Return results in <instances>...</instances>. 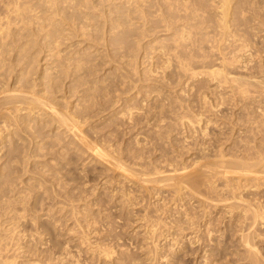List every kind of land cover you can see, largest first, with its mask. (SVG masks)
<instances>
[{
	"label": "rangeland",
	"instance_id": "rangeland-1",
	"mask_svg": "<svg viewBox=\"0 0 264 264\" xmlns=\"http://www.w3.org/2000/svg\"><path fill=\"white\" fill-rule=\"evenodd\" d=\"M72 1L75 2L76 0ZM88 1L89 5L92 4L94 6V8H91V10H94L96 5V9L99 5H101V7L99 6V9H97L96 12L94 11L96 13L95 14L91 10L88 11V9H90L89 7L85 8L86 4H78L77 9L80 8V11H83L84 8L85 9L83 12L81 11L82 13L77 10L79 11L76 15L77 19L74 20L72 27H70L74 31L76 29L77 30L75 32H72V35H69L71 37H65V39H70H66L64 41L62 40L61 43L66 44L68 48L63 44H60L58 45L59 48L57 47V50H62L60 52V55H67L66 52L70 51V49L72 51L73 46H75L76 44L80 45H76V48L74 47L73 49L74 56L78 55L79 61H77L76 59H73L72 61L76 62L74 64H82L83 67L85 66V68L83 69H89L88 72L86 70V72L82 71L87 73L88 75L84 73L82 74V72H80L82 74L80 75L81 77L83 75H87V80L91 79L94 81L92 82L90 80L82 82V86L86 88L87 85L89 86L94 83L97 85L99 84L98 86H100V91L103 90V87H105L103 90L104 92L102 91L101 93H99L100 91L98 92L97 90V93H95L94 91L96 97L93 96L94 93L90 95L89 101L91 100L90 103H93L92 106L85 107L86 109L88 107L87 111L89 110V113L87 112L86 114V111L84 112L83 104L87 103H84L83 100H80V104L78 102L80 97L81 99H83L80 95L84 93V89L82 90L80 88V83L78 85L76 84V86L78 87L73 86L75 89L74 91L72 86L67 85L68 83L64 84L65 86L62 87V82H65V79L63 81V78H60L62 80L59 81V86L55 88V90H59L61 85L62 89L54 92V95H56L55 102L56 100H58L57 102L59 103H55L56 107L59 109L60 106H62V110L58 111H60V113H63V116L65 113V115L67 116L66 119L71 120L69 123L73 122L75 125L78 123L79 126L82 125L81 127H83V130L81 127H79V129L78 125H73L74 127L72 128L75 129V131L79 129L78 131H80V136L84 134L85 137H83L82 135L84 139L77 138L76 140L75 137H70V133L66 131L67 127L65 128V123L62 124L64 125V128H62L63 126L61 125L59 127L61 123L58 122H51L53 123L52 125L50 121H46V123L32 121L33 123L30 122V124L32 125L29 129L31 133L33 132V134L37 135L42 130L44 132V135H46V140L49 139L50 136H52L51 134H56H54L52 138H50L52 140L49 139L47 140V142L45 140V137L42 136L44 138L42 146L40 145L42 142H40V140L42 139L41 134H43L42 131L40 132L41 134L39 136L35 135L36 138H39L37 142L36 138L32 139L33 134L30 135V132V134H28V138L26 137L23 139V137L27 136V134H25L21 138L23 140H18L17 143H15V147L13 146L15 150L11 153H13L14 156L10 158L9 156H5L10 152L7 149L8 145L6 146L4 143L5 138L7 137L6 139H8L9 137L7 135L8 132L3 126V123H1L5 119L3 116L6 117L5 113L3 112L5 110L1 109L3 110L2 113L4 115L0 113V116L2 118L0 119V121L2 120L0 122V178L3 180L7 179L8 182H10H5L7 180L3 181V183H6V186L3 184L4 187H2V184H0L2 185L0 186V217H3L0 218V230L2 229L0 231V244L2 243L0 245V248L2 249H0V258L2 255V260L12 261L15 264H43L45 262V264H50L49 262L51 260L53 261H51V264H75L78 263V261L80 264H103V257L101 255L102 252L99 253V251H101L102 248L107 250L113 248L117 251L115 253H118L121 249H123L124 252H121V250L120 253H124V256H126V253L128 254L130 252L128 255L132 259L128 260L129 257H127L128 255L126 256L127 262H130V264H253L256 260H259V262L257 261L258 264H264V221H260V223L258 222L253 227L248 226L251 225L250 223H252L250 222V220L248 221L249 224L246 220L243 221L241 217L238 220V216L235 213L236 209H230V204L234 202H241V200H238L242 196V202L250 203L253 209L258 210L259 213L264 217V179L262 178L259 179L260 181H257L255 179H252L253 177L247 178L244 175H240L241 177H239L238 172L240 171L235 168H229L230 174H222L227 169L216 167V162L219 161H225L228 164L227 166H232L234 165V162H255L260 159V162L262 164L260 167H264V25L261 26L260 24H257L258 22L255 21L257 19V13L259 15H262L264 20V0L247 1L245 7L248 9H246L247 11H243V15L247 20L245 21L246 25H243L245 23L240 25V31L238 32V34L241 38H238L239 40H236L235 42H233L235 38L231 36L228 37L225 35V39H223V34L220 32L221 28L218 25L215 26L216 24L214 22L213 23L215 25H213L209 21L210 18V20L212 21H219L221 12L220 0H203L205 4L202 5V10L200 12L204 14V16L209 17V19L207 18L209 22L206 20V18L204 19V21L206 20V22H204L203 26L208 25L207 28L204 27V31L207 30V32H205L206 37H208L207 35L214 36L213 38L211 36L208 37L210 38V41L206 38L207 45H204L206 43L205 39L200 40L203 43L195 42V45L189 44L194 45L195 47L188 45L186 48L184 47L186 51L183 50L184 48L181 49V47H179L178 45L175 47L174 44L176 43H174L173 45H169L173 43V41H171L170 39L171 35L165 36L166 32L164 31L163 26L155 27L156 29H154L153 33H155L154 35L157 36V39H155L154 42L149 37H145L144 39H142L144 42H141L143 43L139 41L136 42V44L140 43L142 46H138L139 44L135 45V42H133L135 40H133V38L131 37L128 38L124 36L126 42L124 40V37L120 36H114L115 38L113 39L111 35H108L110 34V22L108 21L107 17L117 15L115 13H119L118 11H121V7L127 0H109V2L108 0H91L92 3L90 2V0ZM197 1L198 3L200 2L199 0H195V2ZM101 2L105 4L104 7H102L103 5L101 4ZM113 2H115V6L111 5L114 4ZM140 2L142 3V5H147L146 7H148V13L151 16L156 17L160 14V6H165L164 4L170 3L172 2V0H140ZM94 3L96 5H94ZM2 6L3 5H1L0 3V11L4 8V6ZM106 6L109 9L108 10L106 8L107 11L104 10ZM38 9L39 8H35V10ZM86 9L87 11H85ZM85 12H88L89 16ZM90 12L94 13V16L92 15L91 17L92 13ZM97 12L99 14H97ZM231 12L232 10L229 11V13ZM0 13H3V15L0 14V19L2 18L3 20H5L6 12L1 11ZM103 13L104 15L100 16ZM109 13L110 16L108 15ZM84 14L86 15V17ZM103 17L104 19L106 18V21L103 19ZM81 19H86V21H82ZM77 20H79L81 22L79 24L82 25H79L76 22ZM100 21H105L106 23L101 22V26L99 27L98 23ZM15 22L20 23L18 20H15ZM83 22L84 24H86L83 25ZM102 23L104 24V29H101L102 32H100L99 28L102 27ZM209 24H212L214 28L212 25H210L211 27H209ZM79 26L83 28L81 29ZM96 26L99 28H97ZM75 27L78 28L75 29ZM241 27L244 31H242ZM86 28L88 30L90 29L91 31L89 32H93L92 35L95 36L92 37L91 34L86 30ZM231 28L233 27L231 26ZM66 29L67 31L69 30L68 26H66ZM83 29L88 33L86 31L84 33ZM214 29L217 31H214ZM103 30L106 34L103 32ZM81 31L86 34V36L88 35L87 37L85 36V39L83 37L84 35L81 36L83 33L79 34V32ZM210 31H212L213 35ZM98 34L102 35V37L104 38L100 37V35L98 36ZM215 34H217L216 40L218 39V41L214 39ZM89 35L90 37H92L91 39L93 41H91L90 44L89 42L85 43L87 42V38L90 39ZM218 35L222 36L219 37ZM75 36L77 39L75 38ZM97 37L102 38L101 40L103 42L106 40L107 43H103ZM230 37L232 40L230 39ZM82 38L83 41L85 40V46L81 45L83 44ZM168 38L170 39L169 41ZM219 38H222L223 40ZM227 38L228 40H226ZM72 39L73 41L71 42ZM78 39H80V41H78ZM89 39L87 40L90 41L91 39ZM96 39L99 40V42ZM110 39L111 41H113L112 44L110 43L111 47H109ZM245 39H247L248 42L245 41ZM127 40H130L131 42ZM163 40L167 44L169 42L171 43L168 44L169 46H166L165 44L163 45ZM211 40L212 42H215L211 43ZM229 40H231L232 42ZM241 40L242 42H239ZM148 41L152 42L148 44ZM223 41L225 45L228 44L230 46L229 47L227 45L228 49H225V47L227 46L221 45ZM244 41L245 43L250 44V46L247 45L246 48H241L240 44L244 43ZM94 42L97 43V47ZM100 42L103 43V47L101 45V47L99 46ZM155 42L160 45L162 43V45L166 48H171L173 46V49L170 50V48H167L168 53L165 55L166 51L164 50H166V48L164 49V47L162 46L159 47L157 44H155ZM105 43L107 44L106 46L104 45ZM199 43L200 46H198ZM151 44L152 46L153 44H155V48L153 46V48L151 49ZM202 44L205 48L208 45L210 46L205 49ZM235 44L236 46H234ZM70 45L73 46L71 47ZM87 45H90L91 48ZM112 45H115L114 48L116 47V49L118 48L116 45H119L120 49L118 48L116 50ZM121 45L124 47L121 48ZM128 45H132L136 48ZM92 46L94 48H92ZM85 47H88V49H86ZM98 47L101 49L99 50ZM139 47L141 48V50H139ZM174 47L176 50H178V52L180 51L179 48L181 49V51H183L181 53H178L176 52V50H174ZM189 47L190 49L188 50ZM200 47L203 51L205 49L204 52H206L207 54L203 53ZM213 47H215L216 49ZM45 48L47 49V47H42L41 50L38 49L39 52L37 51L35 52L36 54H33L36 57H38L37 53L41 54L39 56V61L38 58L35 60L40 64L34 62V65L32 63L30 67H28V69H33V66H35L36 68L34 67L35 69H33V71L35 72V74L37 72V74L34 75L32 74V69H30L31 71L28 73V75L30 74V80L34 79L35 77V81L41 80L40 77L42 76V74H39L42 73L45 68H47L48 72H51L49 71L51 65V70L52 68H55V64L53 66V64L49 63H53L51 62V58L55 55L57 50H51V48L49 47L47 51L45 50ZM137 48L141 52H139L140 56H137V54H135L137 56L136 59H138V62H134L135 66L133 65V63H131L134 67H131V65H128L129 67L124 66L126 64V61L130 59V57L132 59L131 61H134V54L133 57L130 56L129 51L132 50L131 53L138 52V50H136ZM144 48L149 53H147ZM156 48L158 49L156 50ZM191 48H196L197 51H200V54L204 55L205 57L196 54L197 52L194 53L196 49L192 50ZM104 49L106 51H109L105 52ZM121 49H123V51ZM148 49H150L151 51L155 49V51L153 50L152 52H150V50L148 51ZM247 49L251 50V52L249 50L248 52ZM63 50L64 52H66L64 53ZM187 50L191 52L193 51V54L189 52L191 56L195 54L199 55L198 57L196 55L193 56L192 58H196L193 60H196L197 62H192L196 65L201 64V66L194 65L192 67L191 63L193 71L198 72V74L196 75L197 78L192 77L191 79V77L187 76H184V78H182L183 76L181 74L180 76L177 75V78L175 79L174 76L176 75V71L179 70L177 69L178 67H175V63L177 64L176 61L178 60V58L184 59L187 57V55L183 53H188ZM245 50L246 53H248L247 56L246 53H244ZM71 51L68 52V54L73 52ZM79 51L81 52V54ZM82 51L91 52L92 54L90 53V55L92 56H88L89 53L85 55V53H83ZM96 51H98L97 54L102 51L99 55H103L102 58L105 59L103 60L101 58V60L99 55H95ZM112 52L117 53V55L115 54L116 57H113L114 54ZM128 52L129 54H127ZM172 52H175L174 55L176 56L177 54V56L175 57L174 55H171ZM103 53H105L106 55ZM125 53L126 56L129 55L128 58L124 56ZM169 53L171 54L168 56ZM109 54L111 58L109 57ZM118 54L121 55L122 58L121 56H118ZM181 54L183 55L181 56ZM79 55H84L85 57ZM249 55H251V57H249L250 59L247 58ZM107 56L108 58H106ZM117 56L119 58H117ZM208 56H210V58H208ZM227 56L229 57L228 61L226 59ZM169 57L171 58L169 59ZM172 57L173 59H176V61L171 60ZM55 58L56 57H53V59ZM89 58L90 60H93V62L91 61V68L89 66ZM114 58H116V61H112L115 60ZM166 58L168 60H166ZM204 58H208V60L210 61L204 60ZM84 59L87 63H85V65L83 64L85 61ZM120 59L122 61V63L120 62L121 64L119 63ZM122 59L125 60V63H123ZM201 59L213 64L205 62L207 63V67H204V61ZM169 60L171 62H168ZM223 60L228 63H225ZM234 60L236 63L234 62ZM102 62H104L103 66L102 64H100ZM45 63H47L48 65ZM110 63L111 65H109ZM233 63L235 64V66H232ZM115 64H118V66H122L124 70L127 67L126 71L131 67L130 71L125 73V71L121 67L118 68V66H116ZM208 64L209 67L215 65V67L222 66L224 68L225 65H228L227 67L230 69L225 68V70H227L226 72L228 73L227 76L229 78L230 76H233L236 81L227 79L220 80L221 82L217 81L216 83L215 79L211 80L210 76L208 75V78L205 72L206 69L207 71L209 70ZM245 64L247 66H245ZM99 65L101 66V68L99 67ZM46 66H48L49 68ZM57 66L58 65H56V67ZM92 66L95 67V69ZM231 66L233 67L232 71ZM98 67L99 70H97ZM114 67L116 68V71L114 70ZM38 68L39 70H37ZM132 69L134 70L132 72L136 73H134L135 76L132 77L133 79L130 78L131 76L129 77V72L131 73ZM59 70L60 68L57 67L52 71L60 74ZM90 70H92V73ZM117 70H122L123 72H120H122L121 74H125V76H121V74ZM97 72H99V74L101 73L102 77L104 76V78H102L101 75H97V78L95 77L94 79L92 76L93 74L94 76L98 74ZM115 72H117V74ZM147 72L152 76L151 79L154 80L153 82H150V78L148 77V81H144L146 80V77L144 79V75H146ZM178 72L177 74H180V72ZM105 74H108L107 78ZM126 74L128 77L126 76ZM148 74L146 76H149ZM37 75H39L40 77H37ZM130 75H132V73ZM31 76H33L32 79ZM138 76L141 77L139 78ZM172 76L174 77V79ZM118 77H126L124 83L122 82L121 84V80ZM84 78L85 77H82V79L85 81L86 79ZM141 78H143V80ZM179 78H182V80L184 79L182 81L183 83L181 82V85H179L180 82H177L181 81V79L178 80ZM97 79H99V82ZM8 80L9 77L7 78L6 82H8ZM156 80L160 82L162 81V83H158L159 85H157L158 81ZM227 81L231 83H227ZM189 82H191L192 84H190ZM152 85L154 87H158H156L155 90H152L154 89L150 87ZM162 85L164 87H168L166 88L167 90H165ZM176 85L179 87H176ZM147 89L149 92L147 91ZM62 90H64L63 94ZM68 90H70L71 93ZM36 91H40L39 88H37ZM67 91L70 93V95ZM105 91H110L108 92L109 95H107V92L105 93ZM243 91L247 93L245 94ZM58 92H61L60 95L58 94ZM72 92H74V97L72 96ZM98 93L102 97L99 98V96L97 95ZM166 93L171 96L167 95ZM68 95L70 97L72 96L71 98L74 99H71L70 97H68ZM62 96L64 97V99ZM91 96L93 97L91 98ZM241 96L243 97L241 98ZM65 97H68L67 100H69V102L71 99V106L68 102L70 108H66L68 105H62L67 104ZM60 99L62 102H60ZM117 101H119L118 104L116 103ZM90 103L88 105H90ZM63 109L64 112H62ZM65 109L69 110L65 111ZM112 109L116 111L113 112ZM78 110H83L81 111L82 114H77V112H80ZM90 110H92L93 112ZM72 111L74 115H71L73 114ZM130 112H132L131 114L133 117L130 116ZM92 113L95 115V117L92 115ZM68 115L74 117H71L70 119ZM78 115L79 117H77ZM76 120H78V122ZM85 121L86 124L84 123ZM47 122L50 123V127L52 125V129L48 127ZM81 122L82 124H80ZM34 125L35 127L37 126L35 130ZM46 125L47 127H45ZM54 125H57L56 128ZM11 127L12 125H10V129ZM57 128L59 130H57ZM34 131L36 133H34ZM46 131L47 133L49 131L48 134L50 135H48ZM62 132L65 134H62ZM205 132L207 135L205 134ZM66 134H68L69 136ZM29 136L33 140V142L29 138ZM54 136L58 137L55 138ZM73 138L75 139L73 140ZM10 139L13 141L16 140L14 139V137H10ZM26 139L28 140L26 141ZM59 139L63 140L59 141ZM24 140L25 142L23 143ZM75 140L76 143L74 142ZM81 140H87V142H82ZM79 141H81V145H79L80 143H77ZM20 142L24 144H21L23 147L20 145ZM37 143L39 145H37ZM52 143L54 146L52 145ZM84 143L87 144V146H85ZM7 144H9L8 141ZM44 144L45 147H43ZM50 144L52 146H50ZM35 145L37 147L34 149ZM38 146L40 150H38ZM91 148H94V150L92 149L93 151H91ZM98 148L100 151L102 149V154L106 153L104 156L107 155L106 158H109L108 160L119 161L121 159L120 161L128 170H124L125 172H123V170H121L120 168L116 167V170L115 166L111 167L113 166L111 164V161L107 163L108 160L106 161V159H103L105 157L101 159V157L95 153L96 149ZM18 150H22L20 154ZM35 150L38 153H36ZM87 150L91 151V154ZM17 152L19 155L17 154ZM34 153H36L37 156L40 155V158L37 157ZM57 153H60L61 155H58ZM92 153L94 155H92ZM29 154L31 156L27 158ZM32 155L33 157L36 156L37 158L34 157L33 159ZM108 155H111V159ZM113 156H116L117 158L119 157V160L117 158H112ZM5 157H7L8 160ZM25 158H27V160H25ZM44 160H46V163L44 162ZM40 162L45 163V165ZM47 162L48 165H46ZM35 163H38L39 167L38 164ZM109 163L111 165H109ZM49 165L51 169L49 168ZM208 165H210V167ZM40 166L45 168H41ZM52 166H55V170ZM133 167L134 169H132ZM214 167L218 169L214 171ZM38 168L40 169V172ZM52 168L54 171L52 170ZM209 169H212V171H210ZM41 170L42 172L44 171L43 173L44 175L46 174L45 176H42ZM9 172L11 173V175ZM133 172L135 174H133ZM125 173H128L130 175L128 176ZM202 173H204L203 176L197 177ZM2 174H4V176ZM7 174L9 179L6 177ZM260 174L261 176H264V172H261ZM206 175H209L211 178L209 179V176ZM197 178H203L205 181L197 182L198 191L201 189L199 193L197 190L195 191L197 186H193L189 181L191 179L197 180ZM143 179L145 180L143 181ZM206 181H208V183ZM144 182L146 183L144 184ZM7 183L10 185H8ZM200 183L202 185L204 183V185L202 186ZM209 184L212 186H210ZM212 188L214 189L212 190ZM5 190L8 196H6L7 194ZM22 197L23 200H21ZM12 201L14 202V204H17V206H14V204H12ZM17 214L20 216H18ZM22 216L24 217V219L27 217L25 219L26 221L22 218ZM31 221H33L34 223ZM4 223H6V225ZM12 228L14 229L12 230ZM11 231L12 233L14 232L13 236ZM240 233H244L250 236V240L252 239L251 243L254 244L257 248L258 252L256 253V255L258 254V256H256V258L258 257V259L248 256V254L245 252L246 248H244V246L242 245L243 243L240 240L242 234L240 235ZM36 235L37 238L35 237ZM45 236L46 238H44ZM13 238L16 239L14 240ZM193 239H195V241ZM196 240H200L201 242H197ZM93 249H95L96 251ZM98 249L99 251H97ZM91 250L93 253L90 252ZM99 254L102 259L99 258ZM93 256L95 257V259L97 257V259L95 260ZM251 258H254V260ZM46 259L50 260L47 261ZM41 261L44 262L40 263ZM57 261L59 263H57Z\"/></svg>",
	"mask_w": 264,
	"mask_h": 264
},
{
	"label": "bare ground",
	"instance_id": "bare-ground-1",
	"mask_svg": "<svg viewBox=\"0 0 264 264\" xmlns=\"http://www.w3.org/2000/svg\"><path fill=\"white\" fill-rule=\"evenodd\" d=\"M100 1H102V0H100ZM107 1V0H106ZM200 2L198 3V1L197 2H195V0L194 1H190V0H172V2H170V3H166V4H164L165 6H160L161 8H160V14L159 15H157L156 17H153V16H151L149 13H148V7H146L147 5H142V3L140 2V0H127L124 4H123V6L121 7V11H118L119 13H115V14H117V15H115V16H112V17H107L108 18V21L110 22V27H109V31H110V34H108V35H111L112 37H113V39L115 38L114 36H120V37H124V36H126V37H131V38H133V40H135V41H133V42H135L134 44L135 45H138V46H140L141 44L140 43H138V44H136V42H141V41H143L142 39H144L145 37H149V38H151L152 40H153V42L155 41V39H157V36L156 35H154L155 33H153V31H154V29H156L155 27H158V26H160V27H162L163 26V28H164V31L166 32V34H165V36L166 35H171V37H170V39H171V41H173V43H171V42H169V43H171V44H169V45H173L174 43H176V44H174V46L176 47L177 45L179 46V47H181V49H183L184 47L186 48L189 44H194L195 42H201L200 40H202V39H205V41H206V43L204 44V45H207V40H209L210 38H208V37H210L209 35H207L208 37H206V33L205 32H207V30L206 31H204V27L205 28H207L208 27V25L207 26H203V24H204V22H206V20L208 21V19H209V17H206V16H204V14H202L200 11L202 10V5L203 4H205L204 3V1L203 0H199ZM247 1L248 0H220V5H221V7H220V9H221V12H220V17H219V21H217V22H215L214 20L212 21V20H210L209 19V21L213 24V25H215V26H219L221 29V33L223 34V39H225L224 38V36L226 35V36H231V37H233V38H235V40H233V42H235L236 40L238 41L241 37L239 36V34H238V32L240 31V25H242L243 23H245V21H247L246 20V17L243 15V11H247L246 9H248V8H246L245 7V4L247 3ZM90 2L92 3V1L90 0ZM108 2H109V0H108ZM110 2H112V1H110ZM0 3H1V5H3L4 6V8H3V10L1 9V11H3V12H6V14H5V17H6V19L5 20H3L2 18L0 19V110L1 109H4L5 111H3V110H1V112L0 113H2V111L5 113V115H6V117L5 116H3L4 118V120L1 122V123H3V126L5 127V129H6V131L8 132L7 133V135H8V139H6L5 138V141H4V143H5V145L7 146L8 145V147H7V149L10 151L9 152V154H12V155H9V154H6L5 156H9L10 158L12 157V156H14V154L13 153H11L12 151H14L15 150V143H17V141L19 140H23L24 138H28V134H30L31 132H30V126L32 125V124H30V122H44V123H46V121H50V123L51 122H58V123H61L60 125H59V127L62 125V124H64L65 125V128H66V131H68V133H70V137L71 136H73V137H75L76 138V140H77V138H83V137H85L84 136V134H82L83 135V137H82V135L80 136V131H78L80 128L79 127H81L82 125H78V124H74L73 122L72 123H69L71 120H69V119H66V115H65V113H64V116L62 115L63 113H60V111H58V110H62L61 109V107L62 106H60L61 105V103H60V108L58 109L57 107H56V105H55V103H58L57 101L58 100H56V102H55V96L56 95H54V92L55 91H59V90H61L62 88H61V86H60V88H59V90H55V88H57L58 86H59V81H61L62 79H60V78H63V81H64V79H65V82H62L63 83V86L62 87H64L65 85L64 84H67L68 86H72V88H73V90L75 91V89H74V87L73 86H75V87H78V86H76V84L78 85L79 83H80V85L82 86V82H86V81H90L89 79L87 80L86 78V76L88 75L87 73H85L86 71L88 72V68H87V65H86V68H87V70L86 69H83V68H85V66L83 67V65L82 64H74V63H76V62H73L72 60L73 59H76L77 61H79V59H78V55L77 56H74V51H73V49H74V47L76 46V45H78V44H76L75 46H73V45H70L71 47L73 46V49H72V51H71V49H70V51L72 52V53H70V54H68V52H70V51H68V52H66V54L67 55H60V52L62 51H60V50H57V47L59 48V46L58 45H60V44H63V45H65L66 46V44H64V43H61L62 42V40L64 41V40H66L65 39V37H68L69 35H72V32H75L77 29L76 28H78V27H75V31L74 30H72L70 27H72V24L74 23V20L75 19H77V13L80 11V8L79 9H77V5L78 4H81L82 5V3H84V4H86L85 5V8L86 7H89L90 9H88V11H90L91 10V8L93 7L94 8V6L91 4V5H89V1L88 0H76L75 2H73L72 0H35V1H33V0H0ZM114 4H111L112 6H115V2H113ZM201 3V4H200ZM98 4V3H97ZM100 4V3H99ZM101 4L103 5L102 7H104L105 6V4H103L102 2H101ZM94 5H96L95 3H94ZM108 5H110V4H108ZM107 5V6H108ZM2 6V7H3ZM97 6V5H96ZM96 6H95V9L93 10H91V11H97V9H99V6L101 7V5H99L98 6V8L96 9ZM107 6L104 8V10H106L107 11ZM1 7V8H2ZM82 7V6H81ZM109 7V6H108ZM124 7V8H123ZM150 7V6H149ZM35 8H39L38 10H35ZM84 8V9H85ZM107 8V9H106ZM5 9V10H4ZM70 9H72V10H70ZM84 9H83V11H84ZM77 10H79V11H77ZM101 10V9H100ZM103 10V9H102ZM109 10V9H108ZM230 10H232V12L231 13H229V11ZM0 11V12H1ZM82 11V10H81ZM80 11V13H82ZM85 11H87V9L85 10ZM94 12V13H95ZM99 12V11H98ZM97 12V14H99ZM87 15H88V12H85ZM90 13H92V12H90ZM94 13H92L91 14V17H92V15L94 16ZM102 13V12H101ZM1 15H3V13H0ZM96 14V13H95ZM0 15V16H1ZM85 15V14H84ZM104 15V13L102 14V15H100V16H103ZM109 16H110V13L108 14ZM89 16V15H88ZM87 16V17H88ZM97 16V15H96ZM99 16V17H100ZM4 17V18H5ZM76 17V18H75ZM81 17V16H80ZM85 17H86V15H85ZM84 17V18H85ZM229 17H231V18H229ZM256 17H257V19L255 20L256 22H258L257 24H260L261 26L262 25H264V20H263V17H262V15H259L258 13L256 14ZM82 18V17H81ZM89 18V17H88ZM101 18V17H100ZM110 18V19H109ZM206 18V20L204 21V19ZM208 18V19H207ZM79 19V18H78ZM91 19V18H90ZM103 19H104V17H103ZM106 19V18H105ZM104 19V20H105ZM15 20H18L20 23H16L15 22ZM80 20V19H79ZM79 20H77L76 22L79 24V23H81ZM82 20V19H81ZM85 21H86V19H84ZM84 20H82V21H84ZM96 20H97V18H96ZM88 21H90V20H88ZM106 21V20H105ZM104 21V22H105ZM107 21V22H108ZM208 21V22H209ZM101 22H103V21H100L98 24H99V27L101 26ZM103 22V23H104ZM207 22V23H208ZM215 24H214V23ZM88 23V22H87ZM102 23V27L101 28H99V27H97V28H99L100 29V32H102V30L101 29H104V24ZM106 23V22H105ZM77 24V25H78ZM86 24V23H85ZM84 24V22H83V25H85ZM212 24H209V27H211L210 25H212ZM75 25H76V23H75ZM79 25H82V24H79ZM106 25V24H105ZM109 25V24H108ZM212 25V26H213ZM243 25H246V23L245 24H243ZM66 26H68V31H67V29H66ZM231 26L233 27V28H231ZM80 27V26H79ZM88 27V26H87ZM107 27V26H106ZM245 27V26H244ZM81 29L83 28V27H80ZM85 28V27H84ZM213 28H214V26H213ZM216 28V27H215ZM218 28V27H217ZM237 28V29H236ZM74 29V28H73ZM98 29V30H99ZM212 29V28H211ZM241 29H242V27H241ZM86 30L89 32V31H91L90 29L88 30L87 28H86ZM86 30H84L83 29V31H84V33H85V31ZM67 31V32H66ZM71 31V32H70ZM80 31V30H79ZM86 31V32H87ZM208 31H209V29H208ZM213 31V30H212ZM212 31H210L211 33H212ZM214 31H217V30H215L214 29ZM242 31H244L243 29H242ZM87 32V33H88ZM103 32H104V30H103ZM219 32V33H220ZM263 32V31H262ZM81 33H83L82 31L81 32H79V34H81ZM82 34L81 36H83L84 37V39H85V36H86V34ZM90 34H91V36L93 37V36H95V35H92L93 34V32H89ZM105 33V32H104ZM157 33V32H156ZM217 33V32H216ZM220 33V34H221ZM78 34V35H79ZM102 34V33H101ZM106 34V33H105ZM207 34H209V33H207ZM75 35V34H74ZM100 34H98V36H99ZM212 35H213V33H212ZM80 36V37H81ZM88 36V35H87ZM86 36V37H87ZM214 36V35H213ZM213 36H211L212 38H213ZM216 36H217V34H215V40H216ZM219 36V35H218ZM220 36H222V35H220ZM219 36V37H220ZM239 36V37H238ZM69 37H71V36H69ZM89 37H90V35H89ZM92 37H90V39L92 38ZM100 37H102V35H100ZM106 37H107V35H106ZM231 37H230V39H231ZM75 38H76V36H75ZM95 38V37H94ZM98 38V37H97ZM102 38H104V37H102ZM102 38H98V39H102ZM117 38H119V37H117ZM130 38V39H131ZM206 38H207V40H206ZM237 38V39H236ZM239 38V39H238ZM68 39H70V38H68ZM67 39V40H68ZM74 39V38H73ZM73 39L71 40V42L73 41ZM77 39V38H76ZM87 39H89V38H87ZM86 39V41L87 42H85V40L83 41V38H82V42H83V44H81V45H83V46H85L84 44L85 43H88L89 42V44H90V42L92 41V39L90 40V41H88ZM112 39V38H111ZM111 39H110V42H109V44L111 43H113V41H111ZM159 39V38H158ZM169 38H168V41L170 40ZM219 39H222V38H219ZM222 39V40H223ZM94 40V39H93ZM97 40V39H96ZM124 40H125V37H124ZM213 40V39H212ZM212 40H211V43H214V42H212ZM226 40H228V38L226 39ZM232 40V39H231ZM231 40H229V41H231ZM78 41H80V39H78ZM77 41V42H78ZM98 42H99V40H97ZM96 41V42H97ZM102 41V40H101ZM109 41V40H108ZM127 41H129V42H131L130 40H127ZM161 41V40H160ZM159 41V42H160ZM210 41V40H209ZM216 41H218V39L216 40ZM225 41V40H224ZM224 41L222 42V44L221 45H224V46H227V45H225L224 44ZM245 41H247V39H245ZM245 41H244V43H241L240 44V46H241V48L242 47H244V48H246L247 47V45H249L250 46V44H247V43H245ZM85 42V43H84ZM93 42V41H92ZM103 42V41H102ZM104 42H106V40L104 41ZM103 42V43H104ZM115 42V41H114ZM125 42H126V40H125ZM124 42V43H125ZM144 42V41H143ZM143 42H141V43H143ZM146 42V41H145ZM152 41H148L147 43L149 44V43H151ZM158 42V43H159ZM232 42V41H231ZM239 42H242V40L241 41H239ZM248 42V41H247ZM249 42H250V40H249ZM69 43V42H68ZM103 43H101L100 42V44H99V46L101 45H103ZM107 43V42H106ZM104 44L105 46L107 45V44ZM120 43H122V42H120ZM123 43V44H124ZM163 45L165 44L166 46L168 45L167 43H165L164 42V40H163ZM162 43H161V45L160 44H157V42H155V44H157L159 47L160 46H162V47H164L163 45H162ZM201 43H203V42H201ZM40 44H41V46L42 47H47V49L45 48V50H47L48 51V48L50 47L51 48V50L52 49H56L57 50V54L55 53V55L53 56V57H56L55 59H53V57L51 58V56H50V58L52 59V61L51 62H53V63H49V64H53V66H54V64H55V68H57V67H59L60 68V70H59V72H60V74H58V73H56V72H54V71H52V70H55V68H52V70L50 69L51 68V66H50V68L48 67V66H46V67H48L49 68V71H51V72H48L47 71V68H45L44 69V71H42V73H40L39 75H41L42 74V76L40 77L39 75H37V77H40V79L41 80H37V81H35L34 79L36 78H34V79H32L33 78V76L34 75H36L37 74V72H36V74H35V72L33 71V69H35L36 67L35 66H33L34 65V62L35 63H38V64H40L39 62H37V61H35L37 58H38V61H39V59H40V53H37L38 54V57H36L35 55H33L35 52H39V50H41V46H40ZM94 44L96 45L97 43H95L94 42ZM111 44H110V46L109 47H111ZM115 44V43H114ZM133 44V45H134ZM155 44H153V46L155 45ZM216 44V43H215ZM238 44V43H237ZM63 45H62V47H63ZM92 45V44H91ZM168 45V46H169ZM195 45V44H194ZM194 45H189V46H194ZM198 45V44H197ZM204 45L202 44V46L204 47ZM231 45V44H230ZM78 46H80V45H78ZM88 46V45H87ZM90 46V45H89ZM88 46V47H89ZM100 46V47H101ZM113 46V48H114V46L115 45H112ZM118 48H119V45H116ZM128 46H132V45H128ZM137 46V47H138ZM142 46V45H141ZM147 46V45H146ZM150 46V45H149ZM151 46H152V44H151ZM153 46L152 47H150L151 49L153 48ZM198 46H200V43H199V45ZM197 46V47H198ZM208 46H210V45H208ZM207 46V47H208ZM214 46V45H213ZM229 46V45H228ZM228 46L227 47H225V49H228ZM232 46V45H231ZM234 46H236V44L234 45ZM41 47V48H40ZM67 47V46H66ZM70 47V48H71ZM88 47L86 48V49H88ZM96 47H97V45H96ZM96 47H95V49H96ZM103 47V46H102ZM121 48H123L124 46H120ZM132 47H134V46H132ZM132 47H131V49H132ZM157 47V46H156ZM161 47V48H162ZM173 47V46H172ZM170 48V47H167L168 49L170 48V50L171 49H173V48ZM175 47H174V50H176L175 49ZM195 47V46H194ZM202 47V48H203ZM206 47V48H207ZM221 47V46H220ZM230 47V46H229ZM40 48V49H39ZM61 48V47H60ZM65 48V47H64ZM68 48V47H67ZM76 48V47H75ZM90 48H91V46H90ZM92 48H94L93 46H92ZM99 48V47H98ZM107 48V47H106ZM117 48V49H118ZM134 48H136V47H134ZM147 48V47H146ZM149 48V47H148ZM154 48H155V46H154ZM166 47H164V49H165ZM167 48H166V50H164V51H166V53H165V55L168 53L167 52ZM183 49V50H185L186 51V49ZM205 48V47H204ZM203 48V49H204ZM205 48V49H206ZM213 48H215V47H213ZM222 48H223V46H222ZM221 48V49H222ZM244 48H243V50H244ZM251 48V47H250ZM249 48V49H250ZM39 49V50H38ZM66 49V48H65ZM101 48H99V50H100ZM108 49V48H107ZM110 49V48H109ZM114 49H116V47L114 48ZM113 49V50H114ZM116 49V50H117ZM120 49V48H119ZM130 49V48H129ZM145 49V48H144ZM158 48H156V50H157ZM181 49L179 48V52H178V50H176V52H178V53H181L182 51H181ZM190 49V47L188 48V50ZM192 49V48H191ZM194 50L196 49V48H193ZM192 49V50H193ZM200 49H201V47H200ZM205 49H204V51H205ZM216 49V48H215ZM230 49V48H229ZM249 49H247V51L249 50ZM43 50V49H42ZM44 50V51H45ZM76 50V49H75ZM80 50V49H79ZM83 50V49H82ZM89 50H91V49H89ZM88 50V51H89ZM98 50V49H97ZM105 50V49H104ZM112 50V49H111ZM122 51H123V49H121ZM126 50V49H125ZM124 50V51H125ZM128 50V49H127ZM136 50H138V48L136 49ZM139 50H141V48L139 47ZM138 50V52H132L131 53V51L132 50H130L129 52H130V54H129V52L127 53V54H129L130 56H132L133 57V54H134V57H135V59H134V61H131L132 59H131V57H130V59L129 60H127L126 58V64L124 65V66H128V65H131V67H134L135 65H134V62L135 61H137L138 62V59H136V57L139 55L140 56V51ZM143 50V49H142ZM150 49H148V51H149ZM154 51H155V49H153ZM152 50V51H153ZM187 50V51H188ZM202 50V49H201ZM220 50V49H219ZM242 50V51H243ZM49 51H50V49H49ZM59 51V52H58ZM77 51V50H76ZM75 51V52H76ZM85 52V51H82L83 53H85V55L87 54V53H89L88 54V56L90 55V53L91 52ZM94 51V50H93ZM107 51H109V50H107ZM106 50H105V52H107ZM115 51V50H114ZM119 51V50H118ZM134 51V50H133ZM145 51H146V49H145ZM144 51V52H145ZM151 50H150V52H152ZM160 51H161V49H160ZM203 50H202V52L203 53H206V52H204ZM226 51V50H225ZM241 51V50H240ZM250 52H251V50H249ZM248 51V52H249ZM63 52H64V50H63ZM64 52V53H65ZM80 52V51H79ZM78 52V53H79ZM102 52V51H101ZM100 52V53H101ZM121 52V51H120ZM140 52V53H139ZM143 52V51H142ZM147 52V51H146ZM145 52V53H146ZM189 52H191V51H188V53H186V52H183L184 54H186L187 55V57L186 58H184V59H179L178 57V60L176 61V59H173V57H172V59L171 60H175L176 62H177V64L175 63V61H174V63H175V67H178L177 69H179L178 71L180 72V74H177V72L178 71H176V75L174 76L175 77V79L177 78L176 76L178 75V76H180L181 74H182V78H184V76H187V77H191V79H192V77H194V78H197L196 77V75L198 74V72H196V71H193V69H192V67L195 65V66H201V64L200 65H196V64H194L192 61H196V60H193V59H196V58H192L193 56H195L196 54H199V55H201L200 54V51H197V49H196V51H194V53L195 52H197L195 55H193V56H191V54L189 53ZM193 52V51H192ZM191 52V53H192ZM201 52V53H202ZM223 52V51H222ZM221 52V53H222ZM41 53H42V51H41ZM59 53V54H58ZM78 53H76V54H78ZM98 53V51H96V54L95 55H99V54H97ZM113 54H114V56H113V54H112V56L113 57H116L115 56V54L117 55V53H114V52H112ZM139 53V54H138ZM147 53H149V52H147ZM243 53V52H242ZM244 53H246V50H245V52ZM36 54V53H35ZM80 54H81V52H80ZM92 54V53H91ZM103 54H105V53H103ZM135 54H137V56L135 55ZM171 53H169L168 54V56L170 55ZM175 54V52H172V54L171 55H174ZM193 54V53H192ZM207 54V53H206ZM250 54V53H249ZM34 57H36V58H34ZM106 55V54H105ZM124 55V54H123ZM129 55L128 56H126V53H125V55L124 56H126L127 58L129 57ZM163 55H164V53H163ZM162 55V56H163ZM180 55V54H179ZM178 55V56H179ZM183 54H181V56H182ZM199 55H196L197 57L199 56ZM238 55V54H237ZM248 55V53H246V56ZM79 56H84V55H79ZM87 56V57H88ZM92 55H90V57H91ZM100 56V59L103 57V55H99ZM118 56H121V55H119L118 54ZM117 56V58H119ZM175 56V55H174ZM176 56H177V54H176ZM175 56V57H176ZM185 56V55H184ZM183 56V57H184ZM201 56H204V55H201ZM207 56V55H206ZM225 56V55H224ZM235 56V55H234ZM240 56H241V54H240ZM245 56V57H246ZM85 57V56H84ZM83 57V58H84ZM86 57V58H87ZM109 57L111 58V56H110V54H109ZM165 57V56H164ZM205 57V56H204ZM249 57H251V55H249L247 58H249ZM49 58V57H48ZM80 58V57H79ZM106 58H108V56L106 57ZM109 58V59H110ZM121 58H122V56H121ZM124 58V57H123ZM138 58H140V57H138ZM142 58V57H141ZM171 57H169V59H170ZM208 58H210V56H208ZM208 58H204V60H208ZM221 58V57H220ZM50 59V60H51ZM103 60L105 59V58H102ZM101 59V60H102ZM109 59H107V60H109ZM115 60H112V61H116V58H114ZM143 59H144V57H143ZM225 59V58H224ZM226 59H227V61H228V59H229V57L227 56L226 57ZM233 59H234V57H233ZM241 59V58H240ZM242 59H245V58H242ZM250 59V58H249ZM248 59V60H249ZM48 60V59H47ZM46 60V61H47ZM85 60V59H84ZM83 60V61H84ZM90 60V58L88 59V61ZM123 60V63H125L124 61V59H122ZM166 60H168L167 58H166ZM201 60H203V59H201ZM203 60V61H204ZM220 60V59H219ZM49 61V60H48ZM75 61V60H74ZM80 61H81V59H80ZM91 61L93 62V60H90L89 62H90V68H91ZM208 61H210V60H208ZM208 61H204L203 63H204V67H207V63H210V62H208ZM225 63H228V62H226L225 60H223ZM230 61V60H229ZM243 61V60H242ZM105 62H106V60H105ZM111 62V61H110ZM122 63V61H121V59H120V61H119V63ZM168 62H171L170 60L168 61ZM197 62V61H196ZM198 62H200V61H198ZM205 62H207V63H205ZM224 62H222V63H224ZM234 62H235V60H234ZM248 62V61H247ZM33 63V69L32 68H29L28 69V67H30V65ZM48 63V62H47ZM47 63H45V64H47ZM78 63V62H77ZM85 63H86V60L84 61V65H85ZM103 63L104 62H102V63H100V64H102V66H103ZM117 63V62H116ZM120 63V64H121ZM131 63H133V65L134 66H132V64ZM173 63V62H172ZM191 63H192V67H191ZM202 63V62H201ZM202 63V64H203ZM219 63V62H218ZM218 63H217V65H218ZM236 63V62H235ZM245 63V62H244ZM87 64V63H86ZM106 64V63H105ZM119 64V65H120ZM136 64V63H135ZM138 64V63H137ZM168 64V63H167ZM169 64H171V63H169ZM205 64H206V66H205ZM210 64H213V63H210ZM216 64V63H215ZM247 64V63H246ZM245 64V66H247ZM48 65V64H47ZM56 65H58L57 67H56ZM108 65V64H107ZM109 65H111V63L109 64ZM116 65V64H115ZM114 65V66H115ZM123 65V64H122ZM216 65V66H217ZM220 65V64H219ZM221 65H225V64H221ZM230 65V64H229ZM40 66V65H39ZM38 66V67H39ZM96 66V65H95ZM116 66H118V64L116 65ZM115 66V67H116ZM172 66V65H171ZM170 66V67H171ZM228 66V65H227ZM226 65H225V68H228ZM232 66H235V64L233 63L232 64ZM231 66V71H232V67ZM35 67V68H34ZM93 67V66H92ZM99 67L101 68V66L99 65ZM99 67L97 68V70H99ZM114 67V70L116 69ZM122 68V66H118V68ZM129 67V66H128ZM130 67V68H131ZM204 67H203V69H204ZM208 67H209V64H208ZM94 69H95V67H93ZM117 68V69H118ZM127 68V67H126ZM126 68H125V73L126 72H128V71H130V68H128L127 69V71H126ZM137 68V67H136ZM136 68H135V71H136ZM172 68V67H171ZM225 68L224 67H222V66H218V67H215V65H213V66H211V67H209L208 69V71H207V69H206V74H207V77H208V75L210 76V78H211V80L212 79H215L216 80V83H217V81H220V80H227V79H232V80H234V81H236L234 78H233V76L231 77L230 76V78L227 76V70H225ZM245 68V67H244ZM248 68V67H247ZM246 68V69H247ZM30 69H32V74H34L33 76H31V79L32 80H30L29 78H30V74L28 75V73L31 71ZM228 69H230V68H228ZM37 70H39V68L37 69ZM57 70V69H56ZM86 70V71H85ZM97 70H95V71H97ZM198 70V69H197ZM245 70V69H244ZM36 71V70H35ZM82 71H85V72H82ZM91 71V73H92V70H90ZM89 71V72H90ZM116 71V70H115ZM120 74L123 72L122 70H120V71H122V72H120L119 70H117ZM132 71H134L133 69L131 70V73H132V75H130L131 73L129 72V77L131 78V79H133L132 77L133 76H135V74L132 72ZM174 71V70H173ZM201 71H203V70H201ZM34 72V73H33ZM41 72V71H40ZM80 72H82V74L84 73V74H87V75H83L82 77H85L84 79H86L85 81L82 79V77L80 76V75H82ZM94 72V71H93ZM100 72V71H99ZM99 72H97L98 74H96L95 76H94V74H93V78L95 79V77L97 76V75H101V73L99 74ZM102 72V71H101ZM172 72V71H171ZM175 72V71H174ZM178 72V73H179ZM116 74H117V72H115ZM201 73V72H200ZM31 74V75H32ZM115 74V75H116ZM134 74V75H133ZM148 74V72L146 73V75ZM171 74H173V73H171ZM203 74H204V72H203ZM90 75V74H89ZM104 75V74H103ZM146 75H144V79H145V77H146V80H144V81H148L147 80V77L148 78H150L149 80H150V82L152 81H154V80H152L151 79V75H149V76H146ZM200 75V74H199ZM29 76V77H28ZM105 76H106V78H107V76H108V74H105ZM117 76V75H116ZM121 76H125V74H121ZM126 76H127V74H126ZM203 76V75H202ZM9 77V80H8V82H6V80H7V78ZM101 77H102V75H101ZM128 77V76H127ZM139 78L141 77V76H138ZM173 77V76H172ZM174 77H173V79H174ZM204 77H206V76H204ZM92 78V79H93ZM97 78V77H96ZM102 78H104V76L102 77ZM101 78V79H102ZM119 78V77H118ZM122 78V77H121ZM119 78L120 80H121V84H122V82L124 83V80H125V78L126 77H124V78ZM182 78H179L178 80H180L181 79V81H177V82H180V84L179 85H181V82L184 80H182ZM186 78V77H185ZM209 78V77H208ZM100 79V80H101ZM117 79V78H116ZM142 80H143V78H141ZM187 79H189V78H187ZM201 79V78H200ZM98 80V82H99V79H97ZM97 80H96V82H97ZM104 80V79H103ZM129 80V79H128ZM214 80V81H215ZM92 82H94L93 80H91ZM118 81V80H117ZM156 81H158V80H156ZM197 81V80H196ZM91 82V83H92ZM101 82V81H100ZM133 82H135V81H133ZM193 82V81H192ZM194 82H195V80H194ZM221 82V81H220ZM61 83V82H60ZM146 83V82H145ZM149 83V82H148ZM156 83V82H155ZM154 83V84H155ZM158 83H162V81L160 82V81H158L157 82V85H159ZM176 83V82H175ZM183 83V82H182ZM185 83V82H184ZM188 83V82H187ZM190 84H192L191 82H189ZM227 83H231V82H228L227 81ZM126 84V83H125ZM152 84V83H151ZM218 84H220V83H218ZM99 85V84H98ZM97 84H92V85H87L86 86V88H84L83 86L81 87L80 86V88L83 90L84 89V93H82L81 91H79V92H81L82 94L80 95V96H82V98L83 99H81V97H80V99L78 100V102H79V104L81 103L80 102V100L82 101L83 100V102L84 103H87V104H83L84 106V112H85V114L89 111H87V109H88V107L89 106H92V103H90V101H89V99H90V95H92L93 93H94V91H95V93H97L96 91L98 90V92L100 91V86H98ZM163 85H165V84H163ZM162 85V86H163ZM85 86V85H84ZM133 86V85H132ZM136 86V85H135ZM161 86V87H162ZM169 86V85H168ZM219 86V85H218ZM101 87H103V86H101ZM150 87H152V88H154V89H152V90H155V88L156 87H158V86H156V87H154L153 85L152 86H150ZM160 87V86H159ZM164 87V86H163ZM162 87V88H163ZM176 87H179V86H177L176 85ZM184 87V86H183ZM182 87V88H183ZM188 87V86H187ZM37 88H39V90L41 91H36V89ZM65 88H68V87H65ZM70 88V87H69ZM104 88L105 87H103V90H104ZM107 88V87H106ZM165 88V90H167L166 88H168V87H164ZM79 89V88H78ZM80 89V90H81ZM121 89V88H120ZM148 89H151V88H148ZM148 89H147V91H148ZM185 89V88H184ZM72 90V91H73ZM103 90H101L99 93H101ZM108 90V89H107ZM125 90H126V88H125ZM157 90V89H156ZM161 90V89H160ZM160 90H158V91H160ZM63 91L64 90H62V94H63ZM70 93H71V91L70 90H68ZM67 91V92H68ZM77 91V90H76ZM242 91V90H241ZM68 92V93H69ZM104 92V91H103ZM107 91H105V93H106ZM108 92H110V91H108ZM108 92H107V95H109L108 94ZM149 92V91H148ZM151 92V91H150ZM162 92H164V91H162ZM166 92V91H165ZM244 92V91H243ZM61 93V92H60ZM60 93L58 92V94L60 95ZM70 93H69V95H70ZM73 93L74 92H72V96H73ZM94 93V95L93 96H95L96 97V94ZM99 93L97 94L98 96H99V98L100 97H102V96H100L99 95ZM105 93H104V95H105ZM159 93V92H158ZM170 93V92H169ZM245 93V92H244ZM247 93V92H246ZM245 93V94H246ZM57 94V93H56ZM57 94V95H58ZM61 94V95H62ZM80 94V93H79ZM103 94V93H102ZM161 94V93H160ZM159 94V95H160ZM167 94V93H166ZM242 94V93H241ZM65 95V94H64ZM68 95V97H70ZM77 95V94H76ZM167 95H169V94H167ZM71 96V97H72ZM75 96V95H74ZM73 96V97H74ZM78 96V95H77ZM93 96H91V98L93 97ZM97 96V97H98ZM169 96H171V95H169ZM244 96H246V95H244ZM61 97V96H60ZM60 97H58V98H60ZM63 97V96H62ZM67 97V98H68ZM70 97V98H71ZM159 97V96H158ZM243 96H241V98H242ZM66 98V97H65ZM67 98H66V103L67 104H62L63 106L65 105H68L66 108H70L69 107V104H70V106H71V99H74V98H69L70 99V102H69V100H67ZM240 98V97H239ZM62 99V98H61ZM61 99H60V102H62L61 101ZM63 99H64V97H63ZM165 99V98H164ZM95 100V99H94ZM245 100H246V98H245ZM89 101V102H88ZM68 102H69V104H68ZM73 102V101H72ZM78 102H77V105H78ZM118 102L119 101H117L116 103L118 104ZM90 103V105H88ZM164 103V102H163ZM59 104V103H58ZM116 104V105H117ZM165 104V103H164ZM166 105V104H165ZM58 106V105H57ZM86 106H88L87 107V109L85 108ZM95 106V105H94ZM123 106V105H122ZM158 106V105H157ZM156 106V107H157ZM75 107V106H74ZM80 107V106H79ZM83 107H82V109H83ZM125 107V106H124ZM145 107V106H144ZM155 107V108H156ZM162 107V106H161ZM57 108V109H56ZM65 108V107H64ZM77 108V107H76ZM93 108V107H92ZM155 108H154V110H155ZM163 108H164V106H163ZM86 109V110H85ZM114 109V108H113ZM112 109V110H113ZM159 109H161V108H159ZM67 109H65V111H66ZM69 110V109H68ZM67 110V111H68ZM122 110V109H121ZM124 110H125V108H124ZM123 110V111H124ZM78 111H80V110H78ZM81 111H83V110H81ZM81 111L80 112H77V114H82L81 113ZM90 111H92V110H90ZM114 111H116V110H113V112ZM131 111V110H130ZM150 111V110H149ZM62 112H64V109H63V111ZM75 112V113H76ZM83 112V113H84ZM93 112V111H92ZM112 112V111H111ZM127 112H129V111H127ZM72 113H73V111H72ZM89 113V112H88ZM132 112H130V114H131ZM137 113V112H136ZM3 114V113H2ZM69 114V113H68ZM79 114V115H80ZM85 114H83V115H85ZM129 114V113H128ZM127 114V115H128ZM134 114V113H133ZM1 115V114H0ZM4 115V114H3ZM71 115H74V113L73 114H71ZM79 115L77 116V117H79ZM88 115V114H87ZM86 115V116H87ZM90 115H91V112H90ZM92 115L95 117V115L92 113ZM98 115V114H97ZM122 115H123V113H122ZM75 116H76V114H75ZM82 116V115H81ZM92 116V117H93ZM131 117H133L132 116V114L130 115ZM68 117H70V119H71V117H74V116H69L68 115ZM85 117V116H84ZM92 117H90V118H92ZM126 117H128V116H126ZM82 118V117H81ZM98 118H99V116H98ZM125 118V117H124ZM0 119H2L1 118V116H0ZM73 119V118H72ZM88 119V118H87ZM69 120V121H68ZM79 120H80V118H79ZM131 120V119H130ZM73 121V120H72ZM77 122H78V120H76ZM84 121V120H83ZM87 121V120H86ZM86 121L84 122L85 124H86ZM89 121V120H88ZM132 121V120H131ZM8 122V123H7ZM32 122V123H33ZM74 122H75V120H74ZM80 122V121H79ZM194 122V121H193ZM50 123H48L47 122V124H48V127H50ZM83 123V124H84ZM260 123V122H259ZM35 124V123H34ZM52 125H53V123H51ZM56 124V123H55ZM80 124H82V122L80 123ZM84 124V125H85ZM89 124H90V122H89ZM10 125H12V127H11V129H10ZM52 125H51V127H52ZM64 125H62L63 127L62 128H64ZM70 125V126H69ZM77 126L78 125V130H76L75 131V129H73L72 127H74V126ZM2 126V127H3ZM44 126V125H43ZM55 126V125H54ZM57 126V125H56ZM56 126H55V128H56ZM87 126V125H86ZM192 126V125H191ZM199 126H200V124H199ZM37 127V126H36ZM35 125H34V130H35ZM42 127V126H41ZM45 127H47V125L45 126ZM50 127V128H51ZM194 127V126H193ZM264 127V126H263ZM76 128V127H75ZM82 128V130H83V127H81ZM94 128V127H93ZM207 128V127H206ZM4 129V130H5ZM47 129V128H46ZM49 129V128H48ZM52 129V128H51ZM203 129V128H202ZM3 130V129H2ZM32 130V129H31ZM37 130H38V128H37ZM44 130V129H43ZM56 130V129H55ZM57 130H59L58 128H57ZM56 130V131H57ZM81 130V131H82ZM1 131V130H0ZM42 131V130H41ZM40 131V132H41ZM52 131V130H51ZM50 131V132H51ZM63 131V130H62ZM30 132V133H29ZM39 132V134H37L38 136L41 134ZM43 132V131H42ZM204 132V131H203ZM6 133V132H5ZM34 133H36L35 131H34ZM37 133H38V131H37ZM46 133H47V131H46ZM48 133H49V131H48ZM47 133V134H48ZM53 133V132H52ZM87 133V132H86ZM25 134H27V136H25V137H23ZM33 134V132L30 134V135H32ZM54 134H56V133H53V134H51L52 136L54 135ZM62 134H65V133H63L62 132ZM89 134V133H88ZM205 134H206V132H205ZM35 135L36 134H33V136H32V139L33 138H36L35 137ZM36 135V136H37ZM48 135H50V134H48ZM66 135H68V134H66ZM87 135V134H86ZM207 135V134H206ZM42 136H46V135H44V132H43V134H41V140H40V142H41V146H42V143H43V140H44V138L42 137ZM52 136H50V138H52ZM69 136V135H68ZM88 136V135H87ZM10 137L11 138H13L14 137V139H16L15 141H13V140H11L10 139ZM23 137V139H21ZM55 137V136H54ZM58 137V136H57ZM57 137H55V138H57ZM63 137H64V135H63ZM62 137V138H63ZM89 137V136H88ZM29 138H30V136H29ZM49 138V139H50ZM61 138V137H60ZM75 138H73V140L75 139ZM87 138V137H86ZM31 139V138H30ZM29 139V140H30ZM31 139V140H32ZM49 139H47V140H49ZM54 139V138H53ZM84 139V138H83ZM28 139H26V141H27ZM30 140V141H31ZM37 140H39V138H36V142H37ZM45 140H46V137H45ZM47 140H46V142H47ZM50 140H52V139H50ZM62 141L63 139H59V141ZM76 140L74 141L75 143H76ZM88 140V139H87ZM87 140L85 141H82V142H87ZM7 141L9 142V144H7ZM34 141H35V139H34ZM81 141H79V142H77V143H80ZM25 142V140L23 141V143ZM32 142H33V140H32ZM39 142V141H38ZM52 142V141H51ZM51 142H49V143H51ZM56 142H58V141H56ZM19 143V142H18ZM23 143H21L20 142V145L22 144V145H24ZM48 143V144H49ZM59 143H61V142H59ZM89 143H90V141H89ZM33 144H35V143H33ZM47 144V143H46ZM85 144V143H84ZM19 145V144H18ZM21 145V146H22ZM37 145H39L38 143H37ZM52 145H53V143H52ZM51 144H50V146H52ZM79 145H81V143L79 144ZM83 145V144H82ZM89 145V144H88ZM14 146V147H13ZM49 146V145H48ZM54 146V145H53ZM85 146H87V144H85ZM23 147V146H22ZM37 146L35 145V147H34V149L36 148ZM43 147H45V144H44V146ZM88 147H90V146H88ZM95 147V146H94ZM20 148V147H19ZM82 148H84V147H82ZM21 149V148H20ZM24 149H26V148H24ZM41 149H45V148H41ZM94 150V148H91L90 150L91 151H93ZM38 150H40L39 149V146H38ZM85 150V149H84ZM19 151V150H18ZM22 151V150H21ZM21 151H19V154L21 153ZM34 151V150H33ZM87 151H89V150H87ZM91 151H89L90 152V154H91ZM32 152V151H31ZM35 152L36 153H38L36 150H35ZM43 152V151H42ZM88 152V153H89ZM102 152V149H101V151L99 150V148L98 149H96V151H95V153L98 155V156H100L101 157V159L103 158V157H105V158H103V159H106V161L109 159V158H106L107 157V155L106 156H104L105 154H102L101 153ZM113 152V151H112ZM115 152V151H114ZM36 153H34L36 156H37V154ZM41 153V152H40ZM56 153V152H55ZM104 153V152H103ZM17 154H18V152H17ZM18 154V155H19ZM47 154V153H46ZM58 155L60 154V153H57ZM95 154V155H96ZM55 155V154H54ZM61 155V154H60ZM92 155H94L93 153H92ZM111 155H113V154H111ZM111 155H108L109 157L111 156ZM29 156H31L30 154L28 155V157L27 158H29ZM36 156H34V157H36ZM40 156V155H39ZM39 156H37V157H39ZM56 156V155H55ZM258 156V155H257ZM8 157V158H9ZM32 157H33V155H32ZM34 157H33V159H34ZM36 157V158H37ZM43 157H44V155H43ZM96 157V156H95ZM6 159H7V157H5ZM21 158V157H20ZM23 158V157H22ZM27 158H25V160H27ZM40 158V157H39ZM45 158H47V157H45ZM44 158V159H45ZM61 158V157H60ZM59 158V159H60ZM112 158H117L116 156L114 157H112ZM119 158V157H118ZM117 158V159H118ZM24 159V158H23ZM110 159H111V157H110ZM8 160V159H7ZM22 160V159H21ZM114 160V159H113ZM119 160V159H118ZM121 160V159H120ZM119 160V161H120ZM261 160V159H260ZM260 160H257V161H255V162H248V161H239V162H234L233 164L234 165H232V166H227L228 164H227V162H225V161H219V162H216V167H218V168H224V169H227L226 171H224L222 174H230V171H229V168L231 169V168H235V169H237V170H239L240 172H238L239 173V177H241L240 175H244V176H246L247 178L248 177H253L252 179H255V180H259V179H264V176H261V172L263 173L264 172V167L263 168H261L260 166L262 165L261 164V162H260ZM6 161V160H5ZM46 160H44V162H45ZM101 161H104V160H101ZM109 161H111V160H108L107 161V163L109 162ZM111 161V164L113 165V166H111V167H114L115 166V168L117 167V168H120L121 170H123V172H125L124 170H128V169H126L125 168V166L123 165V163L120 161ZM251 161V160H250ZM38 162V161H37ZM124 162V161H123ZM40 163H43V162H40ZM46 163V162H45ZM45 163H43L44 165H45ZM53 163V162H52ZM103 163V162H102ZM135 163V162H134ZM264 163V162H263ZM35 164H38V163H35ZM50 164V163H49ZM110 163H109V165H111ZM232 164V163H231ZM43 165V166H44ZM46 165H48V162H47V164ZM36 166V165H35ZM127 166V165H126ZM209 167H210V165H208ZM207 166V167H208ZM263 166H264V164H263ZM38 167H39V164H38ZM41 167V166H40ZM53 167V166H52ZM213 167V166H212ZM211 167V168H212ZM216 167H214V171H216V169H218V168H216ZM7 168V167H6ZM5 168V169H6ZM35 168V167H34ZM41 168H45V167H41ZM49 168L51 169V167H50V165H49ZM48 168V169H49ZM54 168V170H55V166L53 167ZM53 168H52V170H53ZM117 168H116V170H117ZM131 169V168H130ZM132 169H134V167L132 168ZM38 170H39V172H40V169L38 168ZM53 170V171H54ZM120 170V171H121ZM138 170V169H137ZM210 170V169H209ZM48 171V170H47ZM46 171V172H47ZM143 171V170H142ZM141 171V172H142ZM210 171H212V169L210 170ZM37 172V171H36ZM41 172H42V170H41ZM44 172V171H43ZM41 173L42 174V176H45L44 175V173ZM132 172V171H131ZM260 172V173H259ZM10 173V172H9ZM51 173V172H50ZM139 173H140V171H139ZM144 173H145V171H144ZM211 173V172H210ZM215 173H221V172H215ZM124 174V173H123ZM126 175H130V174H128V173H125ZM133 174H135L134 172H133ZM138 174V173H137ZM3 176H4V174H2ZM10 175H11V173H10ZM52 175V174H51ZM55 175V174H54ZM204 175V173H202V174H200V175H198L197 177H201V176H203ZM214 175V174H213ZM213 175H212V177H213ZM206 176H209V175H206ZM215 176V175H214ZM7 178H8V174H7V176H6ZM10 177V176H9ZM261 177V178H260ZM44 178V177H43ZM128 178V177H127ZM139 178H141V177H139ZM211 177L209 176V179H210ZM1 179V178H0ZM9 179V178H8ZM135 179V178H134ZM207 179V178H206ZM5 180H7V179H5ZM5 180H3V179H1L0 180V184H6V183H3V181H5ZM133 180V179H132ZM145 179H143V181H144ZM147 180V179H146ZM251 180V179H250ZM15 181V180H14ZM13 181V182H14ZM190 181V183L193 185V186H197V188L195 189V191L197 190L198 191V185H197V182H202V181H204V179L202 178H197V180H194V179H191V180H189ZM209 181V180H208ZM208 181H206L207 183H208ZM260 181V180H259ZM5 182H8V180L7 181H5ZM10 182V181H9ZM8 182V183H9ZM149 182V181H148ZM205 182V181H204ZM212 182V181H211ZM213 182H214V180H213ZM7 183V184H8ZM146 182H144V184H145ZM201 184V183H200ZM255 184V183H254ZM2 185H0V186H2ZM4 185L2 186V187H4ZM8 185H10V184H8ZM202 185V184H201ZM203 185H204V183H203ZM202 185V186H203ZM206 185V184H205ZM210 185V184H209ZM208 185V186H209ZM6 186V185H5ZM210 186H212V185H210ZM209 186V187H210ZM9 188V187H8ZM2 189V188H1ZM194 189V188H193ZM199 189H200V187H199ZM214 188H212V190H213ZM199 191H201V189L199 190ZM199 191H198V193H199ZM1 192V191H0ZM4 192V191H3ZM5 192H6V190H5ZM6 194H7V192H6ZM5 194V195H6ZM10 194V193H9ZM6 196H8V194L6 195ZM5 196V197H6ZM4 198V197H3ZM7 198H9V197H7ZM21 198V197H20ZM20 198H18V199H20ZM242 198V196L239 198V200L238 201H240L241 200V202H234V203H232V204H230V209H232V208H234V209H236L235 210V213H236V215L238 216V220H239V218L241 217L242 218V220L243 221H249L250 220V222H252V223H250L251 225H248V226H251V227H253L254 225H256L258 222L260 223V221H264V217H263V215L262 214H260L259 213V211L258 210H255V209H253V207L251 206V204L250 203H246V202H242L243 200L241 199ZM2 199V198H1ZM17 199V200H18ZM21 200H23V197H22V199ZM2 201V200H1ZM13 202V201H12ZM16 202V201H15ZM22 202V201H21ZM6 203V202H5ZM246 203V204H245ZM1 204V203H0ZM12 204H14V202L12 203ZM12 204H10V205H12ZM3 205V204H2ZM17 206V204H14V206ZM26 205V204H25ZM13 207V206H12ZM4 208V207H3ZM14 208V207H13ZM12 208V209H13ZM233 209V210H234ZM10 210H11V208H10ZM232 210V211H233ZM231 211V212H232ZM2 212V211H1ZM5 212H6V210H5ZM9 212V211H8ZM25 212V211H24ZM3 213V212H2ZM18 213V212H17ZM30 213V212H29ZM32 213V212H31ZM1 214V213H0ZM24 214V213H23ZM47 214H49V213H47ZM47 214H46V216H47ZM5 215V214H4ZM3 215V216H4ZM18 215V214H17ZM26 215V214H25ZM32 215V214H31ZM6 216V215H5ZM18 216H20V215H18ZM34 216V215H33ZM42 216V215H41ZM44 216V215H43ZM13 217V216H12ZM15 217V216H14ZM0 218H3L2 216L0 217ZM7 218H8V216H7ZM16 218H17V216H16ZM22 218L24 219V217L22 216ZM27 218V217H26ZM25 218V219H26ZM29 218H30V216H29ZM36 218H37V216H36ZM40 218V217H39ZM14 219V218H13ZM24 219V220H25ZM34 219V218H33ZM35 220V219H34ZM41 220V219H40ZM11 221V220H10ZM14 221V220H13ZM26 221V220H25ZM37 221V220H36ZM12 222V221H11ZM19 222V221H18ZM28 222H30V221H28ZM31 222H33V221H31ZM23 223V222H22ZM34 223V222H33ZM246 223V222H245ZM5 225H6V223H4ZM16 224V223H15ZM19 224V223H18ZM31 224V223H30ZM248 224H249V222H248ZM8 225H9V223H8ZM38 225V224H37ZM0 226H1V224H0ZM18 226V225H17ZM39 226V225H38ZM41 226H43V225H41ZM13 227H15V226H13ZM40 227V226H39ZM42 228V227H41ZM14 228H12V230H13ZM17 229V228H16ZM19 229H21V228H19ZM37 229V228H36ZM2 230V229H1ZM0 230V231H1ZM39 230V229H38ZM43 230V229H42ZM46 230V229H45ZM155 230V229H154ZM207 230H208V228H207ZM47 231V230H46ZM150 232V231H149ZM4 233V232H3ZM11 233H12V231H11ZM45 233V232H44ZM151 233V232H150ZM209 233V232H208ZM13 234H14V232L12 233V236H13ZM16 234H17V232H16ZM155 234V233H154ZM242 234V235H241ZM43 235V234H42ZM46 235H47V233H46ZM49 235V234H48ZM240 235H241V242L243 243L242 245L244 246V248H246V253L248 254V256H250V257H254V258H256V256H258V254L256 255V253L258 252L257 251V248L255 247V245L254 244H252L251 242H252V239L250 240V236L249 235H247V234H244V233H240ZM6 236V235H5ZM17 236V235H16ZM18 236H19V232H18ZM154 236V235H153ZM4 237V236H3ZM9 237H10V233H9ZM36 238H37V235L35 236ZM19 238V237H18ZM42 238V237H41ZM44 238H46V236L44 237ZM14 239V238H13ZM12 239V240H13ZM16 239V238H15ZM14 239V240H15ZM21 239V238H20ZM196 239V238H195ZM195 239H193L194 241H195ZM1 240V239H0ZM4 240V239H3ZM9 240V239H8ZM7 240V241H8ZM42 240V239H41ZM18 241V240H17ZM83 241H85V240H83ZM192 241V240H191ZM197 241V240H196ZM197 242H201L200 240H198ZM4 243V242H3ZM12 243V242H11ZM10 243V244H11ZM41 243V242H40ZM2 244V243H1ZM0 244V245H1ZM6 244H7V242H6ZM34 244V243H33ZM44 244V243H43ZM42 244V245H43ZM101 244V243H100ZM178 244V243H177ZM4 245V244H3ZM35 245V244H34ZM41 245V246H42ZM5 246V245H4ZM27 246H29V245H27ZM33 246V245H32ZM47 246V245H46ZM81 246V245H80ZM118 246H120V245H118ZM157 246V245H156ZM7 247H8V245H7ZM68 247V246H67ZM116 247V246H115ZM5 248V247H4ZM36 248H38V247H36ZM101 248V247H100ZM117 248V247H116ZM1 249V248H0ZM8 249V248H7ZM28 249H31V248H28ZM48 249H50V248H48ZM54 249V248H53ZM65 249V248H64ZM68 249V248H67ZM97 249V248H96ZM2 250V249H1ZM1 250H0V252H1ZM40 250H41V248H40ZM46 250V249H45ZM93 250H95V249H93ZM122 250V251H121ZM120 251L121 252H124L123 251V249H121ZM126 250V249H125ZM153 250V249H152ZM245 250V249H244ZM5 251H6V249H5ZM44 251V250H43ZM67 251V250H66ZM65 251V252H66ZM96 251V250H95ZM97 251H99V249L97 250ZM120 251L118 252V253H115V252H117L116 250H114L113 248H111V249H103L102 248V250L101 251H99V253L100 252H102V257H103V264H127V263H129L130 264V262H127V257H129V259L128 260H131L132 258L126 253V256H124L125 254L123 253H120ZM32 252V251H31ZM40 252V251H39ZM90 252H92V250L90 251ZM34 253H36V252H34ZM38 253V252H37ZM44 253V252H43ZM42 253V254H43ZM68 253V252H67ZM93 253V252H92ZM95 253V252H94ZM97 253V252H96ZM33 254V253H32ZM54 254V253H53ZM121 254V255H120ZM148 254V253H147ZM58 255V254H57ZM95 255V254H94ZM132 255V254H131ZM6 256V255H5ZM4 256V257H5ZM45 256H47V255H45ZM61 256V255H60ZM66 256V255H65ZM96 256V255H95ZM152 256V255H151ZM12 257V256H11ZM10 257V258H11ZM14 257V256H13ZM35 257V256H34ZM34 257H32V258H34ZM38 257V256H37ZM42 257V256H41ZM49 257H51V256H49ZM70 257V256H69ZM94 257V256H93ZM93 257H92V261H93ZM114 257H115V260H114ZM136 257V256H135ZM156 257V256H155ZM31 258V259H32ZM63 258V257H62ZM61 258V259H62ZM99 258L100 259H102L101 257H100V254H99ZM254 258H251V259H253L254 260ZM53 259V258H52ZM55 259V258H54ZM74 259V258H73ZM77 259V258H76ZM94 259H95V257H94ZM96 259H97V257H96ZM95 259V260H96ZM99 259V260H100ZM256 259H258V257L256 258ZM255 259V260H256ZM47 260V259H46ZM50 260V259H49ZM49 260H47V261H49ZM72 260V259H71ZM78 260V259H77ZM76 260V261H77ZM154 260H155V258H154ZM17 261V260H16ZM36 261H39V260H36ZM52 261V260H51ZM51 261L49 262L50 264H51ZM61 261V260H60ZM64 261V260H63ZM73 261V260H72ZM81 261V260H80ZM137 261V260H136ZM259 262V260H256L255 261V263H253V264H258V262ZM29 262V261H28ZM33 262V261H32ZM44 262V261H43ZM42 261L40 262V263H43ZM53 262V261H52ZM67 262H68V260H67ZM101 262V261H100ZM34 263V262H33ZM46 263V262H45ZM45 263H43V264H45ZM48 263V262H47ZM57 263H59L58 261H57ZM62 263H64V262H62ZM66 263V262H65ZM91 263V262H90ZM251 263H252V260H251ZM0 264H15L14 262H12V261H4V260H2V255H1V258H0ZM17 264V263H16ZM19 264V263H18ZM22 264V263H21ZM25 264V263H24ZM31 264V263H30ZM35 264V263H34ZM53 264V263H52ZM56 264V263H55ZM67 264H72V263H67ZM75 264H80L79 263V261H78V263H75ZM83 264V263H82Z\"/></svg>",
	"mask_w": 264,
	"mask_h": 264
}]
</instances>
